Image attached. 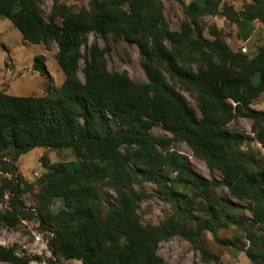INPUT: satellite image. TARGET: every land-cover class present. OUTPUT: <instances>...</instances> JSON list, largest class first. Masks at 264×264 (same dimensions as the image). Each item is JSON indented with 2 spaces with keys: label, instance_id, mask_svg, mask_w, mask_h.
<instances>
[{
  "label": "trees",
  "instance_id": "1",
  "mask_svg": "<svg viewBox=\"0 0 264 264\" xmlns=\"http://www.w3.org/2000/svg\"><path fill=\"white\" fill-rule=\"evenodd\" d=\"M177 1L186 16L179 30L169 27L163 0H89L80 11L53 0L48 19L39 0H0V18L9 19L25 41L46 50L57 44L56 60L65 75L58 96L0 91V204L9 195L0 225L16 228L37 219L52 234V255L80 264H168L158 254L163 241L181 236L210 255L201 246L204 233L235 246L234 240L218 237L234 223L252 244L246 253L253 264H264V236L254 230L264 229V153L250 148L255 140L264 148V110L252 107L264 93V42L250 57L234 50L215 25L206 36L203 23L206 16H222L248 37L256 21L264 24V0L241 10L222 7L221 0ZM91 34L137 46L148 81L110 71L109 48L95 43L84 54ZM44 59L37 57L46 69ZM45 75L50 81L48 71ZM182 91L195 98L201 116ZM240 117L253 122L255 137L231 127ZM158 126L170 135L153 134ZM180 142L210 171L220 172L222 181L202 178L186 157L171 150ZM38 147L70 149L75 160L49 166L44 154L47 172L29 183L17 163ZM145 180L156 182L176 204L158 225L145 223L139 213L149 195L136 186ZM221 185L248 203L252 219L237 218L231 204L215 195ZM36 187L31 208L23 197ZM104 188L117 193L105 209ZM189 193L201 199L197 210L206 218L193 214ZM57 200L62 203L55 208ZM32 260L18 254L17 245L0 244V262Z\"/></svg>",
  "mask_w": 264,
  "mask_h": 264
},
{
  "label": "rangeland",
  "instance_id": "2",
  "mask_svg": "<svg viewBox=\"0 0 264 264\" xmlns=\"http://www.w3.org/2000/svg\"><path fill=\"white\" fill-rule=\"evenodd\" d=\"M72 6L75 11H80L84 7H88L89 0H61ZM186 4L192 0H184ZM222 7L232 5L236 10H241L247 3L252 0H221ZM164 15L172 30H179L181 24L186 20L181 3L177 0H163ZM39 5L48 19L51 12L53 0H39ZM128 7V4L126 5ZM61 23V19L58 20ZM204 25L206 27L205 34L209 37V29L213 25L221 30L224 40L236 51H241L252 57L257 54L259 47L264 42V24L256 21L255 31L248 37H244L238 26L225 19L222 16H206L204 17ZM97 43L100 48H109L106 54L107 66L110 71L123 72L127 71L130 77L139 83L148 81L147 75L141 65V55L137 46L130 45L124 40H115L112 36L103 39L95 34L89 35L88 43L83 46L82 52L88 54L89 48ZM58 51L57 44H53L50 50H46L43 45L31 44L22 38L19 30L12 24L9 19L0 18V91H5L11 95L18 96H43L51 94L58 96L59 89L65 80V75L60 68L56 53ZM44 55L45 68L37 61V57ZM81 68L85 62L81 60ZM40 65V68L36 67ZM42 67V68H41ZM46 71L49 72L50 81L46 78ZM79 78L84 81L83 72L78 73ZM189 103L194 107L198 115L200 112L196 100L189 93L182 91ZM252 107L264 110V93L256 98ZM253 122L247 118H238L231 124V127L255 137L252 129ZM152 133L157 136L170 135L161 126L155 127ZM247 148V146L245 147ZM250 148L264 153V148L257 140L250 144ZM171 150L176 151L186 157L190 162L192 169L202 178L208 180L222 181V175L218 171H210L203 159L194 156L191 148L185 143H174ZM48 154L49 166L55 163H70L75 160L70 149L49 150L44 147H38L27 154L21 156L18 161L19 172L29 182H35L41 175L47 172L48 167H44L41 163V157ZM172 174V176H174ZM138 191H145L149 196L140 206L139 213L143 217L145 223L158 225L176 211L174 201L166 198V194L161 190L159 185L151 180H145L142 186L137 185ZM39 188L29 191L24 195V202L28 207L36 206V194ZM215 195L221 197L226 203L231 204L232 212L239 219H252L251 211L248 209V203L233 196L229 189L221 185L214 190ZM9 196V195H8ZM8 196L4 202L0 204V211L3 210L8 203ZM117 193L109 188L101 191V205L105 209L107 201L114 203ZM187 200L192 204L193 214L206 218L207 215L197 210L199 197L189 193ZM61 201L57 200L55 208L61 205ZM258 234L264 236V229L258 226L254 228ZM52 234L43 230L37 219L31 221H23L16 228H9L0 225V244L5 246L17 245V252L20 255H26L32 260L31 264H80L79 261H68L63 258H57L52 255L48 242ZM204 241L201 246L210 251V255L204 254L199 246L193 245L181 236H175L170 240L163 241L159 248L158 254L168 264H253L252 260L246 253L247 248H251L252 244L247 239L245 232L236 224L229 223L228 226L218 231L220 239H232L236 245L226 246L218 241L206 231L203 235ZM39 258H35V257ZM0 264H9L0 262Z\"/></svg>",
  "mask_w": 264,
  "mask_h": 264
}]
</instances>
